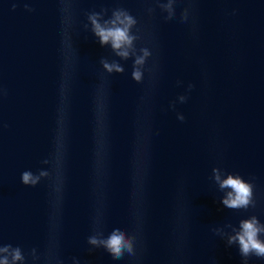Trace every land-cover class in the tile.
I'll return each mask as SVG.
<instances>
[{
  "label": "water",
  "instance_id": "1",
  "mask_svg": "<svg viewBox=\"0 0 264 264\" xmlns=\"http://www.w3.org/2000/svg\"><path fill=\"white\" fill-rule=\"evenodd\" d=\"M115 8L152 50L142 83L91 32L88 14ZM166 15L157 0H0V246L26 264H243L213 229L264 223V0H177ZM214 168L253 183L256 207L226 208ZM24 171L49 176L25 186ZM116 227L135 257L88 244Z\"/></svg>",
  "mask_w": 264,
  "mask_h": 264
},
{
  "label": "clouds",
  "instance_id": "2",
  "mask_svg": "<svg viewBox=\"0 0 264 264\" xmlns=\"http://www.w3.org/2000/svg\"><path fill=\"white\" fill-rule=\"evenodd\" d=\"M157 3L159 8L166 12L165 19L175 18L177 0H157ZM13 10H15V5H13ZM25 10L34 11L27 4ZM147 11L151 14L155 9L149 8ZM107 14L108 9H101L100 12L93 11L88 14L87 18L91 25V32L98 39L101 46H110L114 55L120 60L127 61L134 58L132 79L136 83H142L145 67L152 56V50L148 47H142L138 51L136 48V42L141 38L133 31L135 29L137 33L139 32L137 19L124 8L112 9L111 17L105 19ZM189 16L190 9L185 8L180 17L181 22L187 23ZM87 27L85 25L86 30ZM100 63L110 75L124 74L125 72V68L116 60L109 62L107 58H101ZM194 87L193 84H189L188 90L191 91ZM178 99L180 103H185L188 98L181 95ZM178 119L184 121L185 117L178 115ZM44 163L47 164L48 161H44ZM221 173L220 168L213 169L216 184H218L221 191L225 192L222 204L232 210L255 208L256 200L254 198L253 183L246 182L239 174H227L226 178H222ZM48 176L47 171H41L38 175L33 174L31 171H24L21 174V180L25 186L35 187ZM225 229H231V232H227ZM213 231L222 238L226 237L229 246H239L243 264H248L249 258L253 256L264 259V239H261L264 236V223H261L257 216L253 215L248 219L241 220L238 228L228 223L223 227L213 229ZM87 242L93 249L103 248L116 260L122 259L126 253L133 257L137 255V236H129L125 230L119 227L114 228L107 237L104 236L102 231L97 230L95 234L88 237ZM32 256L34 258L36 256L34 249ZM0 264H26L23 250L10 244L0 246ZM73 264H80V261L74 258Z\"/></svg>",
  "mask_w": 264,
  "mask_h": 264
}]
</instances>
